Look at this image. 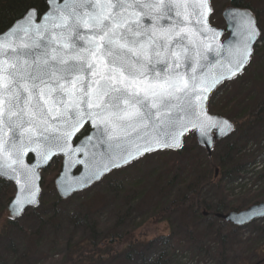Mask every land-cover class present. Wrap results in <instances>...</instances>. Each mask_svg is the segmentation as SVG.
Listing matches in <instances>:
<instances>
[{
	"label": "snow or ice",
	"instance_id": "snow-or-ice-1",
	"mask_svg": "<svg viewBox=\"0 0 264 264\" xmlns=\"http://www.w3.org/2000/svg\"><path fill=\"white\" fill-rule=\"evenodd\" d=\"M47 2L45 13L27 9L0 33V176L18 186L17 214L36 203L37 169L54 155L66 168H85L74 180L65 175L71 192L151 151L179 147L185 133L211 142L213 129H231L204 105L250 62L260 34L253 17H241L242 39L225 50L213 47L210 0ZM29 152L35 164L25 163Z\"/></svg>",
	"mask_w": 264,
	"mask_h": 264
},
{
	"label": "trees",
	"instance_id": "trees-1",
	"mask_svg": "<svg viewBox=\"0 0 264 264\" xmlns=\"http://www.w3.org/2000/svg\"><path fill=\"white\" fill-rule=\"evenodd\" d=\"M46 1L0 0V33L17 18H21L27 9H35L43 14ZM229 5L249 9L256 17L261 36L264 34V0H233ZM260 43L255 47L247 69L237 79L219 87L217 91L223 89L221 101L212 103L211 99L217 94L215 92L208 103L210 114L233 122L235 129L245 128L242 133L245 135L241 138H246L245 141L254 140L257 135L254 133L260 130L264 132V101L251 110L239 112L237 106L242 99L240 95H243V90H228L225 86L231 84L241 87V82L246 85V82L251 84L262 80L264 94V40L261 39ZM249 74L250 79L246 78ZM86 133L84 130L83 134ZM190 138L194 144V137L190 135L185 138L184 143ZM238 139L239 134L226 140L221 147H215L210 157H203V162H190L191 166L199 164L200 167L193 172L182 171L184 179L176 182L180 176L177 172L172 173L165 191L171 190L175 185L183 187L182 194L178 197L172 199V192L165 194L163 190H157L162 195H159L161 198L154 209H136L138 215L126 210V215L101 237V231L93 227L96 222L93 221L92 214L82 218L81 224L75 225L72 231L64 228L65 212L62 205L70 202L72 196L67 200H60L54 195V201L50 205L43 207L40 202V206L31 209L29 215L25 214L17 221H8L4 216V209L14 191L10 183L0 180V264H172V261L174 264L176 256L171 250L181 245L182 251H190L194 257L201 256L198 264L203 260L210 264H264L262 233L257 237L244 239L238 234L239 229L214 218L217 214L240 211L245 206L264 201V173L259 176L262 180L261 189L252 195L248 192L245 197L248 201L244 205L241 204L244 200H230L225 192V183L237 177L253 158L238 156L242 145ZM214 151L218 154L215 155ZM54 162L58 164L59 160ZM218 177L221 179L216 181ZM203 213L207 215L203 216ZM159 216L169 220L171 216L175 217V221L170 220L174 223L168 224L166 234L153 239L136 235L139 227H144L143 224L152 221V218L158 220ZM16 245L22 248L20 253L14 248ZM151 255H155V259L150 262Z\"/></svg>",
	"mask_w": 264,
	"mask_h": 264
},
{
	"label": "rangeland",
	"instance_id": "rangeland-1",
	"mask_svg": "<svg viewBox=\"0 0 264 264\" xmlns=\"http://www.w3.org/2000/svg\"><path fill=\"white\" fill-rule=\"evenodd\" d=\"M210 4L213 10L209 18L210 25L218 29L224 28L221 13L224 7L228 4V1L210 0ZM261 6L263 7L262 4ZM261 39L264 40V34L260 36V40ZM260 40L256 46L261 44ZM246 78L250 79L251 74H249ZM262 84V80L251 82V84L246 82V85L241 82V87H235L230 84L225 86V88L228 90L234 89V91H238L240 89L243 90V95H240V98L242 97V99H240V104L237 106L240 112L248 109L251 110L261 101H264ZM230 86L233 88H230ZM222 96L223 89L217 91V94H214V97L211 99L212 103L220 102L223 98ZM244 130V127L241 129H234V132L228 138L218 142L219 145H216L217 143L215 144L216 146L214 145V148H219L222 146V143H225L226 140L229 138L233 139L239 134L238 140H241L242 145L240 146L238 156H253L252 160L245 165L237 177L225 183V192L229 195V199L244 200L241 201V204L247 203L248 199L245 197L247 196L248 192L252 195L261 189L262 180L259 179V176L264 173V132H261L263 130L259 129V132L254 133L255 135L257 134L254 140L245 141L246 138L241 139L242 136L245 135L242 134L244 133ZM183 146L184 149L182 150L181 148L179 152H158L145 156L133 164L125 167L124 169L110 174L90 189L73 195L70 198V202L62 205L63 212H65L63 215L64 228L68 231H72L75 225L78 223L81 224L82 218L86 216L90 217L89 214H92V219L94 222H96V226L93 227L94 229L101 231V237L104 235V233L110 231V229L114 227V224L119 219L126 215V210L134 211L138 215L136 209H154L161 198L159 195H162L157 193V190L161 189L163 190V193L165 192V194H168V192L170 194L172 192V199L178 197L180 194H182L183 187L180 188L175 185V187L171 190L165 191L167 189V184L172 179V173H178L180 176V178L176 180V182H178L185 178V175L182 174V171L184 173L185 170L193 172L195 168L197 169L200 167L199 164L191 166L190 162L194 160L197 162H203V157L207 156L208 158L211 156H208L203 149L199 148L195 140L193 144L191 138L183 143ZM213 153L215 155L218 154V152L215 151ZM59 164L60 163L56 164L55 162H52L51 166L42 174L40 202L43 203V207L50 205L54 201L53 198L54 195H56V192L53 186V180L58 173ZM256 164L260 165V167L257 169H255ZM260 168L262 169L256 171ZM251 172H257V174H252ZM220 179L218 177L216 181ZM123 204H125L124 207L122 206ZM250 206H245V208H242V210ZM29 212L30 211H27L25 214L29 215ZM214 218L217 219L216 217ZM174 219L175 217L171 216L170 220ZM170 220L168 218L165 219V217L161 218L160 216L158 220L152 218V221H148L147 223L143 224L145 229L144 227H139L137 229L138 231L136 235L140 237L149 236V238L152 239L163 236L167 233L169 228L168 224L174 223L175 221ZM221 222L224 223L222 220ZM234 229H239L237 232L244 239L249 237H257L261 233L264 235V218L256 220L241 228L234 227ZM64 233L67 232L64 230ZM83 233L80 232V234ZM14 248L18 250V253L22 251V248L18 245H16ZM171 251H173V254L176 256L174 264H198L200 260L199 258H201V256L194 257L190 251H182V245L177 246L176 249ZM154 259L155 255H151L150 262ZM199 264H210V262L203 260Z\"/></svg>",
	"mask_w": 264,
	"mask_h": 264
},
{
	"label": "water",
	"instance_id": "water-1",
	"mask_svg": "<svg viewBox=\"0 0 264 264\" xmlns=\"http://www.w3.org/2000/svg\"><path fill=\"white\" fill-rule=\"evenodd\" d=\"M227 1L229 3H231L233 0H227ZM48 7H49L48 6V2L46 1V10H45V12L48 11ZM245 13L247 14V16L254 18L255 25H256V27L258 29L256 17L249 9H239V8H234L231 5H227V6L224 7V9L222 10V13H221V18H222L223 23H224V28L218 29V28H215V27L210 25L213 29H215L219 33V35L213 41V47L214 48L222 47L223 49L226 50L230 46H235L242 39V33H243V28H244V23L245 22H244V20L241 19V17H243ZM26 14H27V12L25 13V15ZM237 14H239V15H237ZM22 18L23 17H21V19ZM37 22H39V20H37ZM259 33H260V30H259ZM259 37H260V34L252 42V45H251V48H252L251 59L253 57L254 48H255L258 40H259ZM209 59L213 60V59H218V58H216L214 56V54H212V55L209 56ZM251 59H250V62H251ZM250 62H248L246 64V66L244 67V69L242 71H240L236 76L230 77V78H225V79L221 80L207 94V100H206L204 106L206 107L207 113L209 115H211V116H213L216 119L221 120V121L227 120L226 118H223V117H220V116H217V115H213V114H210L208 112L209 100H210L211 96L213 95V93L216 91V89L219 88L222 84H224L226 82H230V81L234 80L235 78L239 77L246 70V68L248 67ZM215 70L216 71H223L222 69L219 68V66ZM227 121L231 125V129L229 131H227L226 134H221V133H219L218 129H213L211 142H208L206 138L201 137L199 135V133L196 132V131L188 132V133H185V135L183 137H181L179 147H176V148H162V149H158V150H155V151H151V152H149L147 154H144V155L134 159L132 162L128 163L127 165H124L122 167L113 169L111 172H113L115 170L122 169V168L130 165L131 163L135 162L136 160H138L140 158H143V157H145V156H147L149 154H152V153L166 151V150L178 151V150H180V148L183 145L184 138L187 135H189V134H192L194 136L197 146L200 147L201 149H203L205 151V153L208 156H210L211 155V151L213 150V147H214L215 143L218 142V141L225 140L226 138H228L234 132V129H235L234 123L229 121V120H227ZM87 127H90V126H87ZM83 130L84 129L81 130V133H82ZM81 133H78L77 136L73 138V141H74L73 146L74 147L77 146V144L79 143L80 139H82V137L79 138V135ZM55 158H60L61 159L59 172H58L57 176L53 180V186H54L55 192H56V194H57V196H58V198L60 200H66V199H68L69 197H71L75 193L82 192L84 190H87V189L91 188L94 184L100 182L103 177H105L106 175L111 173V172L106 173L101 178H99L98 180H94V181L90 182L88 185L83 186V187H81L79 189H75V190H73L71 192H65L64 191V177H65V175L67 176L68 179L74 180V179L79 178L81 175L84 174L85 168H84V166L82 164H77L75 166H71V167L66 168L65 167V159L66 158L63 157L62 155H54L47 162H42L41 166L37 169V175H38L39 179L36 181V184L38 185L39 191L37 193L36 203L24 205V209L19 214H17L14 211V209L16 207L15 199H16V197L18 195V186H17V184H16L14 179H7V178H4V177L0 176V180H3L5 182H8V183L12 184L13 189H14L13 197H12V199L10 200V202L6 205V207L4 209V216H5V218L8 221L13 222V221L19 220L28 210L39 207V205H40V194H41V181H42V176L41 175L46 169H48L50 163ZM78 158L83 159V155L82 154H78ZM37 159H38V157L36 156L35 153L29 152L28 155L25 156L24 161H25V163H28V164H35L37 162ZM206 215H207L206 213H203V216H206ZM214 217H216L217 219L222 220L224 223L229 224V225H231L233 227L241 228V227H244V226H246V225H248V224H250V223H252V222H254L256 220H260V219L264 218V202H261L259 204H254V205H252V206H250V207H248V208H246L244 210H241V211H233V212H229L227 214H217Z\"/></svg>",
	"mask_w": 264,
	"mask_h": 264
},
{
	"label": "built area",
	"instance_id": "built-area-1",
	"mask_svg": "<svg viewBox=\"0 0 264 264\" xmlns=\"http://www.w3.org/2000/svg\"><path fill=\"white\" fill-rule=\"evenodd\" d=\"M255 165V164H254ZM260 167V165L259 164H256V168L255 169H257V168H259ZM262 168H260V169H258V170H256V171H259V170H261ZM252 174L253 173H256L257 174V172H251Z\"/></svg>",
	"mask_w": 264,
	"mask_h": 264
}]
</instances>
